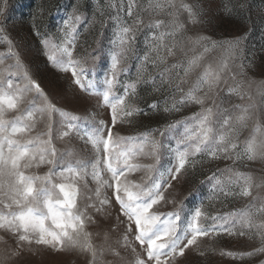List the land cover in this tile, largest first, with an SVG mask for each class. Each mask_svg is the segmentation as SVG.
<instances>
[{
    "label": "snow or ice",
    "instance_id": "obj_1",
    "mask_svg": "<svg viewBox=\"0 0 264 264\" xmlns=\"http://www.w3.org/2000/svg\"><path fill=\"white\" fill-rule=\"evenodd\" d=\"M134 7L136 0H127V17L136 16L132 24L120 15L124 11L123 0L116 14L108 17V22L113 25L109 41L110 67L104 75L99 95L103 106L110 110V122L96 121L94 117L89 120L58 108L31 77L19 53L13 52L11 47L7 57H11L13 62L5 63V59L0 58V230L15 237L17 250L11 255H19L18 250L24 245H36L54 251L86 253L90 257L88 264H97L105 249L94 244L93 233L88 231V226L97 222L89 209L111 217L113 203L118 205L119 215L117 224L110 230H115L119 224L125 226L120 247L135 252V247L128 241L131 234L145 253L143 258H136L135 264H179V259L186 256V250H198L201 238L220 234L244 236L245 230L256 231L259 247L244 253L222 250L220 254L241 259L264 254V219L256 223L258 216L264 217V197L253 196V189L264 185V178L258 183L250 172L235 167L237 162L243 163L245 159L264 160V126L259 122L253 126L252 135L243 142L242 149L239 142L240 130L247 128L249 121L264 107V81L258 83L245 79L251 62L248 65L244 63L243 36L221 41L201 35L189 38L200 51H193L186 61L168 65V58L177 56L178 51L187 55L183 44L174 39L186 31L181 13L186 12L193 25L202 22L200 17L203 13L184 0H179V3L177 0H148L144 11L167 16V19H155L145 25L150 31L146 38L149 51L144 54L142 62L161 68V78L169 77L165 83H171V73L175 69L180 68L183 73L182 76L177 73L179 80L173 85L180 98L177 100L173 95L170 104L165 101L164 112L179 111L187 104L198 105L200 110L189 118L166 126V131H179L176 146L169 147L174 164L164 171L156 170L154 175L149 174L141 182L128 179L129 174L141 169L151 173L152 164L135 161L139 157L158 160L165 147L150 132L132 137L113 132L118 122L131 124V118L142 111L126 99L135 94L140 77L123 86V95L114 92L120 83L119 74L127 71L121 66L122 61L134 52L136 35L143 25L142 19L133 11ZM100 15L103 16V12ZM82 19L81 15L73 14L63 21L64 39L61 43H53L50 39L41 43L50 53L47 59L59 71L71 72L74 83L88 92L95 88L96 82L88 79L89 69L83 61L73 56L77 25ZM101 23L106 26L107 22L101 20ZM209 45L211 49L220 50L221 55L219 59L206 63L205 56L211 50ZM150 53L154 58L150 59ZM189 77L192 78L190 81ZM186 83L189 84L187 90L182 87ZM221 84L226 85L228 95L249 101L246 105H233L238 114L230 115L232 110L222 108L216 102ZM150 107L157 105L154 103ZM57 113L61 122L56 139L63 140L76 134L91 145L93 156L82 157L71 150L56 148L53 116ZM41 123L45 130L36 132L37 125ZM160 135L164 136L165 132ZM198 154H206L213 160H232V167L217 169L210 177L212 189L225 197H251L248 205L215 216H209L201 207H196L183 218L182 209L167 213L156 210L155 206L162 202L175 203L174 200H166L165 192L172 187L173 181L179 179L186 166H195ZM45 165L48 166L47 172L39 174L34 171ZM105 172L110 174L107 180L102 175ZM89 177L95 182L94 189L89 187ZM103 189H111L114 200L103 195ZM107 238L105 233V240ZM108 250L114 256H120L118 250ZM199 255L203 256L204 252H199ZM8 258L6 256L5 260Z\"/></svg>",
    "mask_w": 264,
    "mask_h": 264
},
{
    "label": "rangeland",
    "instance_id": "obj_2",
    "mask_svg": "<svg viewBox=\"0 0 264 264\" xmlns=\"http://www.w3.org/2000/svg\"><path fill=\"white\" fill-rule=\"evenodd\" d=\"M121 2L122 0H0V58L5 59V63H12L13 59L7 57L8 49L11 47L13 52L19 53L31 77L40 84L58 108L87 117L89 120L94 117L96 121L110 122V110L103 106L99 91L103 88L102 81L110 67L109 41L112 39L113 25L108 22V17L116 14V9L120 7ZM123 2L124 11L120 15L127 20L128 24H132L136 16L127 17V0ZM177 2L179 3V0ZM184 2L195 5L197 10L203 13L200 17L202 22L193 25L188 21L187 13H181V20L186 25V31L178 34L174 39L183 44L187 55H182L178 51L177 56L168 58V65L186 61L193 55V51H200L198 46L190 43L189 38L201 35L213 41H221L243 36L241 46L244 52V63L248 65L251 62L245 79H253L258 83L264 81V0H184ZM147 5L148 0H136V7L133 11L142 19L143 25L137 32L134 52H130L127 59L122 61L121 66L126 67L127 71L119 74L120 83L114 89L117 95H123V86L137 81L140 77L135 94L126 99L142 111L131 118V124L118 122L113 132L125 137L140 136L150 132L165 146L159 153L158 160L139 157L135 161L154 166L151 173L146 169H141L128 175L129 180L136 182H141L142 178L149 174L154 175L156 170L164 171L175 163L170 158L169 147L176 146L179 131H166V126L189 118L200 110L198 105L187 104L179 111L164 112L165 101L170 104L173 95L177 100L180 98V93L174 91L173 85L179 80L177 73L179 72L181 76L183 73L180 68L175 69L171 73V83H165L169 77L165 75L163 79L161 78L159 75L161 68L152 67L150 62L147 64L142 62L144 54L149 51L146 38L150 35V31L145 25L155 19H167V16H156L144 11ZM101 12L103 16L100 15ZM73 14L81 15L83 18L82 22L77 25L73 56L83 61L84 66L89 69L88 79L96 82L95 88L89 89L88 92L81 90L74 83L71 72L59 71L47 59L50 53L41 43L44 39H50L57 44L61 43L64 39L63 21ZM101 20L107 22L106 26L101 23ZM208 47L211 49L210 45ZM220 55V50L211 49L205 56V62H213L219 59ZM152 58L154 56L150 53V59ZM191 79L189 77V81ZM228 83L231 84L232 81L229 80ZM188 86L187 83L182 85L185 90ZM215 99L222 108L232 110L229 112L230 115L238 114V110L233 109V105L249 103L247 99L241 100L236 95H228L224 84H221ZM154 103L157 107H150ZM60 122L59 114H54L53 142L56 148L60 151L71 150L82 157L93 156L91 145L86 144L76 134L63 140L56 139L60 130ZM256 122L264 126V107H261L249 121L247 128L240 130L241 149L243 142L251 137ZM44 130L43 123L37 125L36 132ZM161 132H165V135L161 136ZM232 166V160H213L206 154H198L195 157V166H186V170H182L179 179L173 181L172 187L165 192L166 200H174L175 203L162 202L155 206L156 210L167 213L182 209L183 218L186 213L194 211L196 207H201L209 216L223 215L243 209L248 205L251 197H225L222 193L212 189L210 177L213 173H216L217 169ZM235 167L240 171L250 172L257 178L258 183L264 178V160L248 161L245 159L243 163L237 162ZM34 171L43 174L48 171V166H41ZM102 175L105 180L109 179L110 174L105 172ZM88 182L90 188L96 187L90 177ZM102 191L103 195L114 200L111 189ZM257 195L264 197V185L253 189V196ZM110 211L111 217L101 216L89 209L97 222L89 225L88 231L93 233L94 244L103 246L105 249L103 255L98 257L97 264H135L136 258H143L145 253L131 234L128 236V241L135 247V252L130 248L120 247L123 243L125 226L119 224L115 230H110L112 225L117 224L118 205L113 203ZM261 219L264 217L258 216L256 223H259ZM245 232L244 236L220 234L212 238H201L198 250H186V256L179 259V264H264V254L242 259L220 254L222 250L244 253L259 247L260 239L256 231L245 230ZM105 233L108 235L107 240H105ZM0 237H3V240H0V264H88L90 259L88 254L79 251H54L45 246L36 245H24L18 250L19 255L12 256V251L17 250L15 237L4 230H0ZM109 248L118 250L120 256H114L108 250ZM201 251L204 252L203 256L199 255ZM6 256L9 258L5 260Z\"/></svg>",
    "mask_w": 264,
    "mask_h": 264
}]
</instances>
